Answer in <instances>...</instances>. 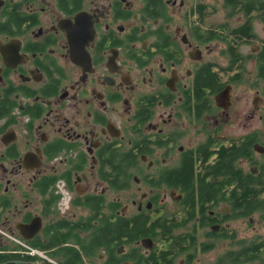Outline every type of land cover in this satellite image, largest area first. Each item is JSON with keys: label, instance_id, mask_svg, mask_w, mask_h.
Segmentation results:
<instances>
[{"label": "flooded vegetation", "instance_id": "flooded-vegetation-1", "mask_svg": "<svg viewBox=\"0 0 264 264\" xmlns=\"http://www.w3.org/2000/svg\"><path fill=\"white\" fill-rule=\"evenodd\" d=\"M260 118L264 0H0V264H264Z\"/></svg>", "mask_w": 264, "mask_h": 264}, {"label": "rangeland", "instance_id": "rangeland-1", "mask_svg": "<svg viewBox=\"0 0 264 264\" xmlns=\"http://www.w3.org/2000/svg\"><path fill=\"white\" fill-rule=\"evenodd\" d=\"M242 93V94H240ZM249 92H246V90H242V92H239L236 99V104H235V107L234 109L232 110V115H230L229 119H228V128H227V131L229 134L231 135H236L238 133H241L242 130L241 129V125H240V116L238 114H242L241 113V108L242 106H245L247 104H250V96H249ZM244 107V108H245ZM241 109L239 112L238 110ZM254 125L258 128L261 129V133L263 134V140H264V119L263 118H260V120H255L254 121Z\"/></svg>", "mask_w": 264, "mask_h": 264}, {"label": "trees", "instance_id": "trees-1", "mask_svg": "<svg viewBox=\"0 0 264 264\" xmlns=\"http://www.w3.org/2000/svg\"><path fill=\"white\" fill-rule=\"evenodd\" d=\"M261 136H262V138L260 140L262 143H264L262 133H261ZM245 151H247V145H245ZM222 155H224V157L227 161L229 171H234L235 169L233 167V164H234L235 160L240 157V150H239L237 144H235L233 147L229 146V150L225 154L223 153ZM243 155L245 156L246 153L244 152ZM261 211H262V213H264V195L261 196ZM41 264H52V263L44 260L41 262Z\"/></svg>", "mask_w": 264, "mask_h": 264}, {"label": "water", "instance_id": "water-1", "mask_svg": "<svg viewBox=\"0 0 264 264\" xmlns=\"http://www.w3.org/2000/svg\"><path fill=\"white\" fill-rule=\"evenodd\" d=\"M217 103L220 106H225L227 107V105L224 103V94H220L216 97ZM256 149L259 150L260 152H264V146L257 144L256 145ZM3 264H32V263H28V262H22V261H10V262H6Z\"/></svg>", "mask_w": 264, "mask_h": 264}]
</instances>
